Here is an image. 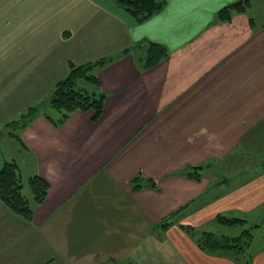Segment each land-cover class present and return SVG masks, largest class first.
<instances>
[{"label":"crops","instance_id":"obj_1","mask_svg":"<svg viewBox=\"0 0 264 264\" xmlns=\"http://www.w3.org/2000/svg\"><path fill=\"white\" fill-rule=\"evenodd\" d=\"M233 1L165 0L136 23L113 0H0L1 147L4 137L15 141L3 123L50 93L69 61L143 38L168 49L151 68L139 65L142 43L98 69L105 97L96 121L75 110L59 126L39 115L23 129L26 147L15 142L27 174L49 190L30 221L0 200V264H145L164 251L171 264H243L200 249L175 224L171 237L153 228L187 203L174 219L194 226L217 213L264 217L262 167L219 185L230 180L231 155L240 151L243 163L242 152L264 148V0L218 19ZM8 158L2 150L0 167ZM186 165H201V177L181 174ZM138 173L157 188L133 189ZM249 264H264V247Z\"/></svg>","mask_w":264,"mask_h":264},{"label":"trees","instance_id":"obj_2","mask_svg":"<svg viewBox=\"0 0 264 264\" xmlns=\"http://www.w3.org/2000/svg\"><path fill=\"white\" fill-rule=\"evenodd\" d=\"M113 1L136 23L145 21L153 14L160 11L165 5V0ZM246 5L247 0H235L219 8L216 12V17L220 20L228 21L232 12H243ZM142 43L146 44V52L144 56L139 58V65L142 69L151 68L167 57L168 49L164 44L143 38L132 46L125 47L112 54L103 55L80 63L69 61L67 73L53 83L48 103L46 104L42 100H39L33 104H27L15 118L9 119L3 123L6 135L25 148L26 144L21 137V132L39 115L45 117L54 126H59L69 118L73 111L91 110V120L96 121L103 111L105 97L100 89L97 70L107 66L129 52H135ZM47 105L59 112L58 117L54 118L47 115L45 112ZM261 166L262 169H264V161H261ZM201 169V165H186L180 173L198 180L201 177ZM131 182L133 189H140L144 186L157 188V183L154 179L144 176L141 173L136 174ZM27 187L32 196L31 201L23 193V180L19 165L14 160H4L0 167V200L12 212L30 221L33 216V205L40 204L45 199L49 190V183L41 175L35 173L27 178ZM187 204L182 205L177 210L170 213L169 216L165 218L168 219L170 217L168 221H164V219L159 224L154 225L153 228H155V230L158 228L164 231L175 224L185 234L194 238L196 245L200 249L209 253L222 252L232 256L237 262L243 264L250 263L252 254L247 252V248L253 236L250 228H245L237 234L230 235L215 234L207 230L200 231V233L196 235L194 225L181 223L173 218L174 216H176L175 218H177V216L179 217ZM214 220L226 226L245 222L242 218L235 216L229 217L221 213H217L214 216ZM50 261L51 258L47 259V261L42 264H48ZM124 264H134V262L127 261Z\"/></svg>","mask_w":264,"mask_h":264},{"label":"rangeland","instance_id":"obj_3","mask_svg":"<svg viewBox=\"0 0 264 264\" xmlns=\"http://www.w3.org/2000/svg\"><path fill=\"white\" fill-rule=\"evenodd\" d=\"M49 98H50V93L47 94V91H46L44 92V95L40 98V100H42L43 102L47 104L49 101ZM45 112L47 113V115L54 117V118L58 117L59 115V112H57L54 108L50 107L49 105L46 106ZM2 131L4 132V134H6L4 128L2 129ZM4 138L5 140L2 143V147L0 146V156H1L2 150H4L5 153L9 155V158L7 160L17 161V164H19V166L22 169V170L20 169V171H21L22 180H23V193L24 195H26L28 199H30V197L28 196V187H27V178L29 176L27 174V171L29 167H31L30 162H28L24 158L25 155L23 153V150L18 147L15 141L9 139L8 137H4ZM16 149H18L20 152L16 151ZM258 151L260 153L257 151L252 152V150H246L245 152H242L243 163L238 159L241 155L240 151L238 152L237 156L236 154L231 155L230 158H233L232 159L233 162L230 161L228 165L224 166L227 169V172L231 174V176L229 177L230 180L226 184L225 183L219 184L220 180H218L217 183L219 185H225V186L233 185L239 178H241V176L239 177V175H245L246 173H252L253 171L255 172L259 170L262 167L261 161H264V148H261ZM196 203L199 204L200 202L196 201L194 204ZM257 213H255L254 216H251V215L243 216L247 219L248 222L243 223V224H236L233 226L221 225L217 223L214 220V218L208 219L205 222L195 226L196 235H198L200 231H203V230L211 231L215 234H229L230 235V234H237L245 228H250L253 236L249 244V247L247 248V252L253 255L259 249L264 247V217L255 218ZM175 217L176 216H174L173 218ZM169 219L170 217L168 219H165L164 221H168ZM172 232L173 230L171 229L165 230V236L171 237L170 235H172ZM160 236H163V235H160ZM170 254L171 253H168L167 251H164V253L162 254L160 253H156L155 255L149 254L148 255L149 259L148 261H145V264H171L173 259L170 256Z\"/></svg>","mask_w":264,"mask_h":264},{"label":"water","instance_id":"obj_4","mask_svg":"<svg viewBox=\"0 0 264 264\" xmlns=\"http://www.w3.org/2000/svg\"><path fill=\"white\" fill-rule=\"evenodd\" d=\"M224 180H226V178H224Z\"/></svg>","mask_w":264,"mask_h":264}]
</instances>
